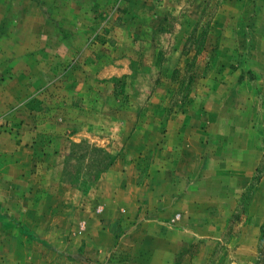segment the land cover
Returning a JSON list of instances; mask_svg holds the SVG:
<instances>
[{
    "label": "rangeland",
    "instance_id": "obj_1",
    "mask_svg": "<svg viewBox=\"0 0 264 264\" xmlns=\"http://www.w3.org/2000/svg\"><path fill=\"white\" fill-rule=\"evenodd\" d=\"M166 262L264 264V0H0V264Z\"/></svg>",
    "mask_w": 264,
    "mask_h": 264
},
{
    "label": "crops",
    "instance_id": "obj_2",
    "mask_svg": "<svg viewBox=\"0 0 264 264\" xmlns=\"http://www.w3.org/2000/svg\"><path fill=\"white\" fill-rule=\"evenodd\" d=\"M111 171H112V177H114V180L112 182L113 183L117 182L116 186H112V188L113 187L115 188L117 195H119V193L127 195V198L125 197V199H123L122 202L121 200L118 199L117 196L116 198L114 197L115 199L112 198V211L116 212V214L112 216V220H115L121 216L120 213L117 214L120 210H124V209L131 210L134 208L138 191L134 188L133 171L131 170L123 171L120 169L118 170L117 165L112 166V170L110 169L108 172H111ZM108 174L110 173H106V175ZM174 194L176 195L174 198H172L173 200L172 207L178 208L177 210L182 211L181 213H178V211L176 210L181 222H184V225H186L184 227H188L191 222V217L193 215L191 214V212H189V203L187 204V202H184V201L190 198L191 193L189 191H186L182 193L177 192ZM187 231H189V227ZM188 236L189 235L186 234L184 235L183 238L186 239L188 238ZM179 243H181L180 240H178V244ZM166 258H169V257H166ZM165 264H167V262Z\"/></svg>",
    "mask_w": 264,
    "mask_h": 264
}]
</instances>
